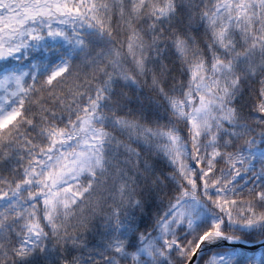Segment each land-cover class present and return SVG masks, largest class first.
I'll use <instances>...</instances> for the list:
<instances>
[{"label": "snow or ice", "instance_id": "obj_1", "mask_svg": "<svg viewBox=\"0 0 264 264\" xmlns=\"http://www.w3.org/2000/svg\"><path fill=\"white\" fill-rule=\"evenodd\" d=\"M0 264H264V0H0Z\"/></svg>", "mask_w": 264, "mask_h": 264}]
</instances>
